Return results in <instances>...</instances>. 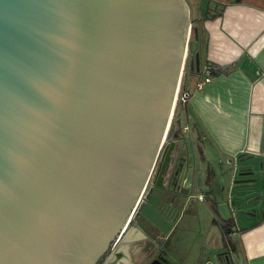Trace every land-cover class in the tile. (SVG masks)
I'll return each mask as SVG.
<instances>
[{
	"label": "water",
	"instance_id": "obj_1",
	"mask_svg": "<svg viewBox=\"0 0 264 264\" xmlns=\"http://www.w3.org/2000/svg\"><path fill=\"white\" fill-rule=\"evenodd\" d=\"M191 10L0 0V264H98L137 208L143 231L163 228L158 212L165 237L176 225L184 201L163 196L177 134L163 144Z\"/></svg>",
	"mask_w": 264,
	"mask_h": 264
},
{
	"label": "crops",
	"instance_id": "obj_2",
	"mask_svg": "<svg viewBox=\"0 0 264 264\" xmlns=\"http://www.w3.org/2000/svg\"><path fill=\"white\" fill-rule=\"evenodd\" d=\"M196 3L203 66L193 80L206 66L212 76L201 90H190L183 110L194 129L184 123L188 131L182 139L193 137L204 151L200 159L180 163L177 143L167 194L179 196L184 205L164 235L167 247L149 264H264V0ZM232 167L238 172L234 182ZM186 179L189 188L183 186ZM234 184L236 198L229 191ZM192 235L200 243L194 257L185 248ZM133 260L140 264L142 254L136 252Z\"/></svg>",
	"mask_w": 264,
	"mask_h": 264
},
{
	"label": "rangeland",
	"instance_id": "obj_3",
	"mask_svg": "<svg viewBox=\"0 0 264 264\" xmlns=\"http://www.w3.org/2000/svg\"><path fill=\"white\" fill-rule=\"evenodd\" d=\"M196 1L197 0H190L191 2V25H190V32L188 35V40H187V49H186V53H185V58H184V62H183V68H182V72H181V77H180V81H179V87L182 88H186L188 90H192L193 88L195 89V82L196 80H193L195 78L196 75H198L200 69L203 66V61H202V48L200 47V49H198V46L196 47V49L190 51L189 49V43L192 41H196V39L198 38V35L196 33L197 38H195V34H194V24L196 23L197 26H199L200 23V19L201 16L197 15L196 13H199L198 8L196 6ZM198 31H199V27H198ZM201 35V34H199ZM177 120L180 121L179 123H177ZM187 121V122H186ZM184 123H189L193 126V123L191 122V120L188 121V119L185 117V113L183 110V105L176 102L174 104V108L172 111V116H171V122L168 128V132L166 134V138L164 140V144L168 143L170 140L173 139L174 134H177V140L178 143L180 144L179 146V152L177 153V155H179V158H176V161H179L180 163H183L184 161H187L190 157H196L197 159H200L203 156V149L200 148L201 145H199L198 147L195 146L194 143V138L193 137H189L188 141L186 143H184V139H182L188 130H184L183 129V124ZM194 129V126L192 127V131ZM163 147L161 148V150H163ZM161 154V151L159 153V156ZM160 164V158L158 157V160L156 162L155 168H154V172L152 173L149 183L153 182V180H155V176L157 174V167ZM176 165V164H175ZM183 164H178L177 166L182 167ZM237 170V167L234 168L232 167L231 170V174H233L235 171ZM178 171V170H177ZM177 171L174 169L173 173L176 174ZM237 172V171H236ZM236 172L233 176V179H231V182H234V180H236ZM238 173V172H237ZM238 176V174H237ZM178 179V178H177ZM171 183V179L168 181V186ZM187 183V184H186ZM190 181L189 179H186L185 182L183 183V186L185 187H190L191 185H189ZM192 183V182H191ZM228 183L229 180H227L226 184L223 185V189H225V192L228 191ZM176 184L179 185L176 181ZM233 184V183H232ZM235 184L232 185V187L230 186L229 191L231 193V195H233L234 198H236V196H234V189H235ZM184 187V188H185ZM182 186L179 185V192L181 191ZM226 195H224V197L222 199H225ZM226 204V201H225ZM188 226V231L191 230L192 227H190V222L187 223ZM183 230H185L182 226H180ZM180 238V236H178ZM189 244L185 245V248L187 250V254L190 257H194L198 254L199 248H200V243L198 241H196V237H194V235L189 236ZM131 240V239H130ZM179 246L181 247V244H179ZM127 247V248H126ZM126 247L123 248V251L126 252L128 251V244H126ZM167 247V242L164 243V248ZM230 248V247H229ZM232 248V247H231ZM131 250V249H130ZM111 250H109L103 257L102 259L98 262V264H101L103 260H105V256L108 255L110 253ZM187 254H182V257H186ZM119 264V263H118Z\"/></svg>",
	"mask_w": 264,
	"mask_h": 264
},
{
	"label": "flooded vegetation",
	"instance_id": "obj_4",
	"mask_svg": "<svg viewBox=\"0 0 264 264\" xmlns=\"http://www.w3.org/2000/svg\"><path fill=\"white\" fill-rule=\"evenodd\" d=\"M151 188H152V185L149 183V185L146 188L145 193L150 192ZM165 195L163 196V198H166ZM167 199L169 200L170 197H167ZM144 202H146V198L143 195V197L141 198L140 204ZM139 215H140V211H138V208H137L133 214V218L131 222L127 225L126 229L123 232V233L126 232L127 239L122 240L124 238L121 235L118 239V243L113 247L110 253L105 256V260H103L101 264H118V263L119 264H135L136 262L133 260V257L136 252L142 254V257H143V261L140 264H149L152 257L153 256L156 257L164 249V243H165L166 238H164L165 232H163V228L164 229L169 228V226L171 225L170 219H168L167 216L162 215L161 213L158 212L157 215H153V216L154 217L156 216V218L160 219L163 228L159 230V228H156L155 226L153 227L151 225L147 227V225L143 223L144 226L148 229V231L147 230L143 231L142 229L138 228L135 222V220L138 219ZM156 229L158 230V233ZM147 241L148 242L153 241L155 245L153 246ZM124 244H125V247H126V244H128L129 249L126 252L123 251ZM137 246H139V248H137ZM145 249H149V250L146 251ZM116 253H119V254L117 255ZM147 258H149L148 261H146Z\"/></svg>",
	"mask_w": 264,
	"mask_h": 264
},
{
	"label": "built area",
	"instance_id": "obj_5",
	"mask_svg": "<svg viewBox=\"0 0 264 264\" xmlns=\"http://www.w3.org/2000/svg\"><path fill=\"white\" fill-rule=\"evenodd\" d=\"M212 74V69L209 66H206L203 71L201 76L197 79V81L195 82V90H201L202 87L208 83L211 80V75ZM191 96V91L186 89V88H182L179 87L177 88L176 94H175V101L174 104L176 102L182 104V105H186L187 101L189 100ZM184 130L187 129V127H183ZM198 198H202V196H198Z\"/></svg>",
	"mask_w": 264,
	"mask_h": 264
},
{
	"label": "trees",
	"instance_id": "obj_6",
	"mask_svg": "<svg viewBox=\"0 0 264 264\" xmlns=\"http://www.w3.org/2000/svg\"><path fill=\"white\" fill-rule=\"evenodd\" d=\"M194 34H195V38H197L196 33H198V26L196 25V23L194 24ZM199 34V33H198ZM198 43V38L196 39V41ZM185 105H183L184 108ZM177 123H179V121L177 120ZM229 224V223H228ZM227 229V227H225Z\"/></svg>",
	"mask_w": 264,
	"mask_h": 264
},
{
	"label": "bare ground",
	"instance_id": "obj_7",
	"mask_svg": "<svg viewBox=\"0 0 264 264\" xmlns=\"http://www.w3.org/2000/svg\"><path fill=\"white\" fill-rule=\"evenodd\" d=\"M173 111V110H172ZM170 125V124H169ZM168 128H169V126H168ZM127 239V236H125V240Z\"/></svg>",
	"mask_w": 264,
	"mask_h": 264
}]
</instances>
